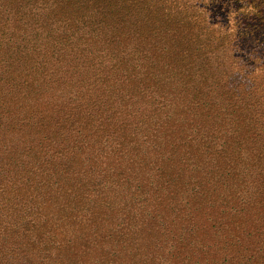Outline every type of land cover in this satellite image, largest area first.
I'll return each instance as SVG.
<instances>
[{
    "label": "trees",
    "instance_id": "1",
    "mask_svg": "<svg viewBox=\"0 0 264 264\" xmlns=\"http://www.w3.org/2000/svg\"><path fill=\"white\" fill-rule=\"evenodd\" d=\"M0 264H264V0H0Z\"/></svg>",
    "mask_w": 264,
    "mask_h": 264
},
{
    "label": "clouds",
    "instance_id": "2",
    "mask_svg": "<svg viewBox=\"0 0 264 264\" xmlns=\"http://www.w3.org/2000/svg\"><path fill=\"white\" fill-rule=\"evenodd\" d=\"M237 74H240V73H237Z\"/></svg>",
    "mask_w": 264,
    "mask_h": 264
}]
</instances>
